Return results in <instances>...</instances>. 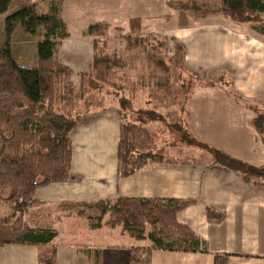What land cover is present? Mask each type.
<instances>
[{
	"label": "crops",
	"instance_id": "0c3cea01",
	"mask_svg": "<svg viewBox=\"0 0 264 264\" xmlns=\"http://www.w3.org/2000/svg\"><path fill=\"white\" fill-rule=\"evenodd\" d=\"M146 3L152 5L150 0ZM199 23L189 38L191 47L186 44V62L190 53L201 54L202 70L222 68L224 77L230 79L228 84L203 86L207 92L200 99V111L194 98L190 100L194 118L203 122L200 133L216 148L252 165H264V142L252 124L254 114L250 115L247 105L236 102L241 98L232 95L240 93L252 103L264 104V26L237 23L221 14L201 17ZM199 45L202 50L195 52ZM78 53L81 55L82 50L73 48L64 56ZM63 65L71 70L68 64ZM221 108L224 110L219 111ZM74 113L79 121L71 133V178L38 187L35 203L23 216L31 228L57 231L50 243L57 250L55 264H91L80 251L85 248L123 253L152 247L148 237L151 227L145 225L140 239L112 214L116 203L140 200L160 201L165 206L191 201L177 210L176 220L204 239L209 249H154L149 264H215L217 254L228 255L227 264H264L262 187L220 163L206 165L187 156L175 159V155L167 158L164 154L163 162L148 163L123 177L119 171V145L125 114L120 99ZM208 120H215L209 136L204 134L208 129L204 121ZM6 192L2 197L8 195ZM102 202L107 206L105 212L99 206ZM0 203L6 209L0 213L1 218L10 214L11 208L2 199ZM208 208L224 214V218L209 220ZM99 217L100 226L94 227L92 223H97ZM44 248L4 245L0 247V264H42L40 252Z\"/></svg>",
	"mask_w": 264,
	"mask_h": 264
},
{
	"label": "trees",
	"instance_id": "16d2710c",
	"mask_svg": "<svg viewBox=\"0 0 264 264\" xmlns=\"http://www.w3.org/2000/svg\"><path fill=\"white\" fill-rule=\"evenodd\" d=\"M218 6L204 5L199 0L179 1L181 9L195 17L221 14L234 22L259 24L264 22V0H217ZM13 0H0V12L6 13ZM7 31L15 24H21L27 31L36 32L39 27L46 31L37 43V59L33 63L19 62L11 48L0 47V199L7 203L11 212L0 218V247L7 244H29L44 248L40 252L42 264H55L57 250L50 243L57 236L54 229L31 228L23 219L27 209L35 203V192L40 186L68 181L71 178L72 139L71 133L77 126L79 116L59 109V101L67 100L62 90L73 92L75 86L62 76L69 77L71 70L56 58L57 31L61 38L64 23L52 13L40 12L35 5H25L6 18ZM109 23L99 21L89 25L88 33L93 36V56L91 64L96 80L110 84L115 69L122 66L123 58L117 53H98L101 34L106 33ZM264 31V29H261ZM128 47L142 46L148 62L154 69L162 71L164 77L156 82L160 89L171 92V66L162 54L160 46L151 44L142 37L127 36ZM175 55L170 62L183 63L186 50L177 44ZM130 101L120 98L123 107ZM141 119L157 120L162 115L153 109H140ZM253 124L264 142V109H256ZM135 124V123H133ZM124 121L119 145V171L123 177L134 174L148 163L163 162V154L136 152L127 138V132L134 126ZM181 128V127H180ZM205 148L210 146L203 145ZM217 163L241 172L247 180L264 189V165L255 166L222 150L210 147ZM8 191L6 197L2 193ZM191 201L170 203L165 206L160 201L140 200L116 203L112 214L125 229L137 238L144 237L145 225H150L148 233L152 241L150 248H132L126 252L105 251L100 248L80 249L90 258L91 264H149L154 249L202 250L208 252L207 242L193 233L187 226L176 220V212ZM100 205L103 204L99 203ZM107 206L104 207L105 212ZM208 219L220 221L224 214L208 208ZM94 227L100 226L101 217ZM228 255H216L215 264H227Z\"/></svg>",
	"mask_w": 264,
	"mask_h": 264
},
{
	"label": "rangeland",
	"instance_id": "374dc122",
	"mask_svg": "<svg viewBox=\"0 0 264 264\" xmlns=\"http://www.w3.org/2000/svg\"><path fill=\"white\" fill-rule=\"evenodd\" d=\"M142 1L143 3L137 0H13L8 12H0V47L8 45L19 62L33 63L37 59V43L44 38L45 29L39 27L32 33L21 24H15L8 32L6 18L25 5H35L40 12L54 14L62 19L65 25L63 32H67V36L61 38L59 35L62 29L58 30L55 37L58 62L71 67L70 76L67 78L63 75L62 79L75 84L73 92H68L69 89L62 90L67 100L56 103L59 109L76 114L74 112H85L89 107L95 109L99 104H111L124 96L130 99L123 105L125 122L136 124L127 132V138L137 153L151 151L162 153L167 158L174 155L175 159L177 156H187V159L205 162L206 165L217 163L213 150L210 149L216 146L206 140L203 132L200 133V129L203 130L200 123L203 122L194 118L190 100L194 98L195 106L200 111V99L207 92L202 90L203 86L228 84L230 79L224 77L226 73L222 68L202 70L201 54L198 57L197 54L190 53L186 62L185 53L183 63L170 62V58L174 57L177 62V44H182L184 48L186 44L188 48L191 47L189 38L194 34V28L200 24L201 18L181 9L178 5L181 0H150L152 5H148L146 0ZM199 1L204 5L218 6L217 0ZM99 21L108 22L109 28L99 38L98 53H117L124 61L122 66L115 69V74L107 85L106 82L96 80L91 64L93 36L87 29L89 25ZM258 25L264 26V22ZM128 35L147 39L148 46H160L162 54L171 66V92L158 88L155 81L164 77V73L152 67L142 46L128 47ZM73 48L81 49L82 54L78 53L74 57L64 56ZM196 50L201 51V45L195 52ZM232 95L235 99L241 98L236 102L247 105L248 112L250 115L254 114V117L256 109H264V104L252 103L240 93ZM240 108L243 107H238ZM140 109H153L160 113L162 118L142 120L138 114ZM253 120L254 118L252 124ZM214 121H204L208 127L205 135H210ZM259 137L262 140V135L259 134ZM204 144L210 147L205 148ZM99 206L103 209L106 207L105 204ZM84 209L89 210V207ZM3 211L6 209H3V204L0 203V213Z\"/></svg>",
	"mask_w": 264,
	"mask_h": 264
}]
</instances>
